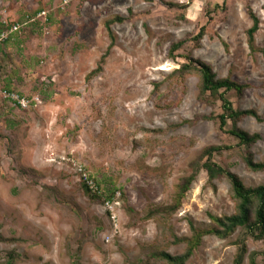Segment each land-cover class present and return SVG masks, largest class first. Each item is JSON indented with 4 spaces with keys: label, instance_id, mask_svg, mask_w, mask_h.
I'll list each match as a JSON object with an SVG mask.
<instances>
[{
    "label": "rangeland",
    "instance_id": "obj_1",
    "mask_svg": "<svg viewBox=\"0 0 264 264\" xmlns=\"http://www.w3.org/2000/svg\"><path fill=\"white\" fill-rule=\"evenodd\" d=\"M108 22L115 44L88 79L111 46ZM188 57L240 85L226 98L257 117L222 128L224 91L203 93ZM234 129L260 140L241 144ZM214 147L225 172L264 186V171L246 164H264V0H0V264L184 255L193 228L238 211L228 176L210 183L202 169ZM238 242L244 264L252 254L264 264V240L245 228L205 236L187 264H234Z\"/></svg>",
    "mask_w": 264,
    "mask_h": 264
},
{
    "label": "trees",
    "instance_id": "obj_2",
    "mask_svg": "<svg viewBox=\"0 0 264 264\" xmlns=\"http://www.w3.org/2000/svg\"><path fill=\"white\" fill-rule=\"evenodd\" d=\"M253 27L248 32L249 37V46L251 49H254V37L259 29V20L253 16ZM106 27L109 31L111 38V46L108 49L107 53L103 56L100 66L97 70L93 71L88 79L93 78L103 69L110 50L115 44V36L111 30V23L108 22ZM205 29L203 28L200 34L195 38V41L200 42L204 37ZM184 43L176 44L171 53L179 50ZM188 64H184L183 68L187 72H196L201 76V90L203 93H221V100L223 102L224 113L219 116L221 121V127L224 128L228 125V121L231 120L235 125L243 116H253L257 117L253 111H238L236 110L231 102L226 98L228 92L237 90L241 91L242 87L230 80L224 79L219 80L216 78V74L213 70L201 61H195L191 57L186 58ZM233 136H236L240 139L241 144L251 145L260 140V135H249L239 129H234L230 132ZM223 150L221 147H214L206 150L207 161L202 165V169L206 171L209 182L213 183L216 179L223 175H227L231 187L234 200L238 204V211L235 215L229 217L218 218L211 216L212 222L217 226L216 228L209 231H199L193 228V237L187 241V251L182 256H172L169 253L160 252L155 255L157 259L164 264H187L190 258L194 255L195 250H197L201 243L202 239L207 235L216 236L219 239L226 240L234 235L237 229L245 228L248 230L249 234L255 236L257 240H264V186L258 188H247L242 183V181L236 175L225 172V170L217 165L214 161V154L219 153ZM247 167L253 172L264 171V164H259L254 162L251 159L246 160ZM199 174V169L189 175L183 180L181 185L178 187V192L174 199V205L171 211L174 213L181 208L183 200L185 199L187 193L190 191L192 185L197 180ZM238 252L234 260V264H244L246 257L248 255V248L245 242H238ZM250 261L249 264H257V254L249 255Z\"/></svg>",
    "mask_w": 264,
    "mask_h": 264
},
{
    "label": "built area",
    "instance_id": "obj_3",
    "mask_svg": "<svg viewBox=\"0 0 264 264\" xmlns=\"http://www.w3.org/2000/svg\"><path fill=\"white\" fill-rule=\"evenodd\" d=\"M3 38H6V36H5V35H3Z\"/></svg>",
    "mask_w": 264,
    "mask_h": 264
}]
</instances>
